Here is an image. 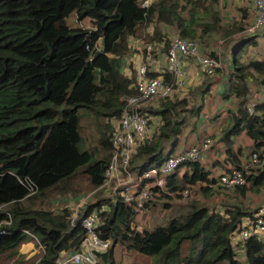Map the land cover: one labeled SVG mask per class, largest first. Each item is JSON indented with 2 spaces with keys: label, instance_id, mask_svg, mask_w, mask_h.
<instances>
[{
  "label": "trees",
  "instance_id": "16d2710c",
  "mask_svg": "<svg viewBox=\"0 0 264 264\" xmlns=\"http://www.w3.org/2000/svg\"><path fill=\"white\" fill-rule=\"evenodd\" d=\"M140 3L0 0V264H56L63 252H76L84 236L81 219L73 221L68 208L55 211L52 203L83 190L97 193L85 214L99 213L97 234L111 241L101 264H115L116 250L145 257L150 264H264V240L253 237L240 244L243 261L230 242L242 220L257 212L237 201L248 191L264 188V104L257 117L240 109L220 137L232 168L240 162L233 139L245 132L255 143L252 153L261 164L248 187L223 193L213 187L217 180L210 170L187 162L166 177L161 191L180 197L185 187L192 188L186 204L170 208L160 203L165 195L155 197L145 208L160 204L168 212L140 222L118 195L103 194L114 152V124L125 99L135 95L137 72L131 78L121 72L122 60L131 53L129 40L161 46L166 53L171 42L162 26L173 28L180 38L196 40L200 48L210 35L230 42L237 34L240 42L227 71L229 93L224 98L242 102L259 89L257 84H264V61L245 59L253 34H243L242 22L222 26L220 0H154L147 9ZM102 39L104 53L94 56L95 50L91 56L87 47L100 49ZM162 77L172 84L167 71ZM248 79L254 81L253 90ZM208 84L149 101L157 106L143 112L154 130L133 150L130 173L158 167L177 154L181 137L200 126ZM211 199L215 202L209 205ZM29 239L41 250L25 259L19 250Z\"/></svg>",
  "mask_w": 264,
  "mask_h": 264
},
{
  "label": "built area",
  "instance_id": "2783aa9c",
  "mask_svg": "<svg viewBox=\"0 0 264 264\" xmlns=\"http://www.w3.org/2000/svg\"><path fill=\"white\" fill-rule=\"evenodd\" d=\"M154 0H141L140 7L147 9ZM255 10V19L250 31L264 28V0H252ZM138 43L134 41L133 45ZM223 43L220 42L219 46ZM90 55L99 50V46L90 50ZM154 45L144 46L145 62L137 68V81L133 85L135 95L124 101L119 120L114 124L111 137L114 152L110 164L105 172L104 189L113 195H118L127 205H131L134 213L140 214L145 204L153 198L160 196L164 189L165 179L180 166L187 162H202L205 153L211 148L213 142L203 137L198 145L190 147L183 152L170 156L158 167H150L140 174L128 171V164L133 150L152 136L153 127L148 116L143 112L145 106L154 98L168 99L176 92H182L187 85L184 64L191 61L199 68L205 77H213L222 67L221 59L209 56L200 50L196 40L176 37L166 52V70L172 76V84L164 82L163 77L149 79L146 77L148 66L152 63ZM260 95L242 106L248 117L256 115L257 107L264 103V84L260 86ZM261 164L258 154L251 153L247 163L241 168H232L229 173L218 176L217 182L209 187H215L223 193L233 192L239 187L246 186L248 179ZM192 188H186L178 194L182 200H188L192 195ZM91 194L84 197L90 200ZM86 208V207H85ZM84 236L79 249L74 253L58 259L56 264H97L99 257L108 251L110 240H103L97 234L100 218L94 210L80 216ZM73 221L76 220L72 218ZM8 224V222H7ZM264 240V210H258L247 220L238 231V243L242 244L250 238Z\"/></svg>",
  "mask_w": 264,
  "mask_h": 264
},
{
  "label": "crops",
  "instance_id": "0c3cea01",
  "mask_svg": "<svg viewBox=\"0 0 264 264\" xmlns=\"http://www.w3.org/2000/svg\"><path fill=\"white\" fill-rule=\"evenodd\" d=\"M226 1L227 0H220V5L226 6ZM251 1L252 0H245L246 6L248 8L246 9L244 8L245 10L243 13V20H238V22L244 23L245 20L250 15H252L251 17L255 19V10L253 9ZM223 10L224 9H221V12H220L221 16H222ZM225 12H227L226 9H225ZM228 13L229 12H227L226 14ZM227 20L228 22L233 21L232 19L226 18V22ZM221 21L222 23H224L225 20L223 21L221 18ZM165 28L167 27H162L161 29L163 35H165V32L167 33V29ZM214 37L215 36L210 35V37L205 38V42L202 43L203 48H200V50L202 52L205 51L206 52L205 54L209 56L212 54L211 55L212 57H215V58L219 57L222 61V67H221L222 71H220L221 70L220 69L219 70L220 72L218 71V73L215 76H213L210 80L209 78L205 77L202 74V72L199 70V68L195 66L190 60L184 64V70L186 72V82L187 83L192 82L191 83L193 86L192 89L202 86L205 82H209V84L207 85L209 86V89L205 92L204 96L202 97V118L200 121L199 128L197 129V131L193 133L187 132L183 135V137H181L178 147L175 150V154L176 153L178 154L180 152L185 151L186 149L190 147L198 145L199 141L203 137L210 138L213 144L211 148L205 153L204 159L200 163L204 165L205 168L210 170L211 177L217 180L219 175L223 173H229V171L232 169V165L228 162V155L225 152V147L222 145L220 141L221 133L224 129L223 127L227 123H229V121L232 120V118H235L236 116L238 117L239 110L242 108L243 105H246L247 102H250L251 100L254 99V97L260 95V92H259L260 86L259 84H257V88L259 89L255 90V92H253V95L246 98L242 102L236 100L233 96H231L230 99L224 98L223 94L229 93L228 86H227L228 82H227V77H226V75L228 74L227 71L228 70L230 71L232 69L233 54L240 40L238 39L237 34H235V36L233 37L234 40L230 42H229L230 40L229 38L222 37L224 40L222 41V43L224 42V45L222 44L223 47L222 49H220L221 46H216L215 42H213ZM134 41H138V40H129L128 46L131 49V53L122 60L121 72L127 78H131L133 74H136L138 66H140L141 64L145 62V57H146V54L144 52V46H142V44L139 41L138 43L133 45ZM160 47L161 46L156 47L155 50L153 51L152 63L148 66V72H147L150 74H156L157 77H162V75L165 73L166 66H167L166 53L165 52L162 53ZM245 59L246 60L249 59L250 61H257V60L264 61V28L261 29L260 33L254 36V42L253 44H251V46L250 45L248 46V53L245 56ZM193 73L197 74V77ZM136 77H137V74H136ZM253 82L254 81L252 79H248L246 81L247 86L248 88H250V90L254 89ZM147 106L156 107L157 104L154 102H149L145 106L144 109H146ZM258 115H260V112L256 110L255 116L257 117ZM152 127L154 126L152 125ZM233 141L235 143L234 151L235 153L237 152V157H238V160L240 161L238 168H241L247 163L248 157H249L248 155H250L255 149V143L246 136L245 132H242L239 136L233 139ZM248 184L249 183H247L246 185L247 187L249 186ZM263 189L264 188H262L258 193H253V192L248 191L245 194L244 198L243 197L239 198L237 203L242 202V205L248 210H251L252 212L256 210L257 211L264 210V198L258 197L260 196V192ZM104 191H107V190H104ZM159 194L160 196L165 195L164 199H161V200L162 202L169 204L170 208H175L177 206H180V205H176L174 207L171 206V201L176 200V198L182 201L181 197H178L176 193L175 194L174 193L165 194L164 192L162 194L160 192ZM108 196H111V195L108 193ZM258 198L259 200H257ZM83 199L84 197L78 200L76 199L74 201L69 202L70 208L68 207L66 208L69 209L71 213V218H75V217L76 219L80 218V216H82L84 209H86L85 207H87L90 203H92V195H91L90 200L84 201ZM213 202L215 201L211 199L210 202L208 201V204L210 205ZM151 207L152 206H149L148 208H145L143 212H141L140 214H137L136 216H138V218L136 219V221L138 220V222H140L142 218H145V220L148 221L149 219L148 215L150 214L151 211L154 210ZM157 210H158V214L155 216H161L168 212L164 210V213H162L163 212L162 206H159ZM219 210L223 211V209H219ZM246 221H247L246 219L242 220L243 223L237 228L235 232L232 233V236L230 238L231 245L235 247V251L240 250L242 254H243L242 249L238 248L240 246V243H238L237 234H238V231L241 230V226ZM36 242L37 241H34L32 239L27 240V242H25L21 246L19 253L25 256V259H30L34 257L35 255L39 254L41 248L36 246ZM68 254L69 253L63 252L59 259L67 256ZM132 256L134 257L135 260H142L145 264H150V261H148L145 257L134 256V255ZM100 258L101 257H99V261L97 264H101ZM114 259H115V264H132L131 260H129V262L123 261L124 257L120 260L118 257L114 256Z\"/></svg>",
  "mask_w": 264,
  "mask_h": 264
},
{
  "label": "rangeland",
  "instance_id": "374dc122",
  "mask_svg": "<svg viewBox=\"0 0 264 264\" xmlns=\"http://www.w3.org/2000/svg\"><path fill=\"white\" fill-rule=\"evenodd\" d=\"M242 1V2H241ZM227 0L226 1V6H221V8H220V12H221V9H224L223 11H222V16H221V18H222V20L224 21V23H222V21H221V24H222V26H230L233 22H238V20H243V13H244V10L246 9V8H248L247 6H246V3H245V0ZM221 4H222V2H221ZM251 4H252V1H251ZM245 8V9H244ZM225 9L227 10V12H229L228 14H226L227 12H225ZM253 9H254V7H253ZM224 12V13H223ZM239 12V13H238ZM232 15V16H231ZM238 16V17H237ZM252 15H250V16H248V18L245 20V22H244V31H243V34L244 35H248V34H253V36H256L258 33H260L261 32V29H256V30H254V31H250V29L253 27V18L251 17ZM224 18V19H223ZM226 18H228V19H232L233 21H231V22H228V20H227V22H226ZM237 19V20H236ZM86 24L85 23H83V24H81V26L83 27V26H85ZM162 27H166V26H162ZM162 27H161V29H162ZM165 29H167V33L165 32V38H167L170 42L175 38V37H179L178 36V33L177 32H174V29L173 28H170V27H167V28H165ZM165 31V30H164ZM141 44H142V46H146V44H144L143 42H141L140 40H138ZM222 41H224L223 40V38L221 37V36H215L214 37V41L213 42H215V44H216V46H219V43L220 42H222ZM151 45V44H150ZM223 45H224V42H223ZM223 45H221V48L220 49H222V47H223ZM194 75H196V77H197V74H195V73H193ZM191 82V81H190ZM192 83V82H191ZM191 83H187V87L183 90V92H180V95H183V94H185V93H187L188 92V90L189 89H191V88H193V86H192V84ZM88 145H91V142H89V144ZM249 156V155H248ZM81 188L82 189H85L86 187L84 186V185H82L81 186ZM106 190V189H105ZM91 193H93V192H86L85 190H83V192H81V193H79L76 197H73V196H69V197H65V198H62V199H59V200H56V201H54L53 203H52V208L55 210V211H57V210H61L62 208H66V207H68V208H70V205H69V202L70 201H74V200H78V199H80V198H83V197H85V196H87V195H89V194H91ZM108 193L110 194V195H113V194H111L110 193V191H104L103 190V194H104V196H106V197H108ZM230 193V192H229ZM97 193H95V194H93L92 195V203L95 201V195H96ZM259 198H264V189L260 192V196H258ZM259 198L257 199V200H259ZM188 200H178L177 198H176V200H172L171 201V206L172 207H174V206H176V205H184V204H186V202H187ZM161 203H164V204H167V203H165V202H161ZM169 205V204H168ZM159 206H161L160 204H157L156 205V208H154V207H151V208H153L154 210L153 211H151L150 212V214L148 215L149 217H151V216H154V215H157L158 214V210H157V208L159 207ZM51 208V209H52ZM1 209V208H0ZM162 213H164V209L162 208ZM219 211H221V210H219ZM236 254H237V258H238V260H240V261H243L244 260V255L241 253V251L240 250H238V251H236ZM133 254H128L126 251H124V250H116V254H115V257H118L120 260L124 257V260L123 261H125V262H129V260H131V263L132 264H145L142 260H135L134 259V257L132 256ZM148 260V259H147Z\"/></svg>",
  "mask_w": 264,
  "mask_h": 264
},
{
  "label": "water",
  "instance_id": "95a60500",
  "mask_svg": "<svg viewBox=\"0 0 264 264\" xmlns=\"http://www.w3.org/2000/svg\"><path fill=\"white\" fill-rule=\"evenodd\" d=\"M104 51H105V48H104V40L102 39L101 40V47H100V49L97 52H95L94 56H97L99 54H102V53H104Z\"/></svg>",
  "mask_w": 264,
  "mask_h": 264
}]
</instances>
